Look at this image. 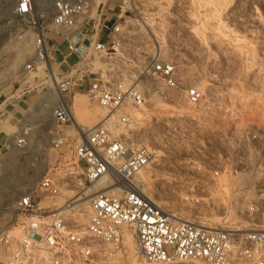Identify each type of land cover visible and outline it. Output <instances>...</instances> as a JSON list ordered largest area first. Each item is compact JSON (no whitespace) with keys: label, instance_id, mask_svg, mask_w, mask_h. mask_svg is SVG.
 <instances>
[{"label":"built area","instance_id":"1","mask_svg":"<svg viewBox=\"0 0 264 264\" xmlns=\"http://www.w3.org/2000/svg\"><path fill=\"white\" fill-rule=\"evenodd\" d=\"M112 1L53 0L51 24L37 25L35 1L15 0L16 14L32 20L36 30L35 55L25 70L31 74L43 69L44 74L39 106L35 111L29 106L26 114L34 111L31 114L39 121L44 112L52 113L54 125L47 133L54 137L56 148L62 140L59 127L74 124L72 107L77 92L111 116L93 127L77 129L79 141L74 161L66 170L67 182L49 171L37 186L41 197L33 191L19 199L23 216L0 234V251H7L5 257L0 252V264H128V233L135 240L139 264H264V231L237 234L208 229L164 210L148 197L138 178L157 158V152L134 144L124 134L133 123L128 111L142 109L147 103L130 75V59L143 58L153 79L163 81L158 92L181 91L190 107L201 105L206 92L182 79L176 66L162 59L157 36L151 45L142 38H128L124 8L137 11L141 0H120L117 21L109 19ZM57 38L66 42V52ZM118 62L120 66L115 67ZM63 64L68 66L65 72L59 69ZM153 85L152 89H157ZM25 92L23 88L21 94ZM42 125L23 117L14 136L0 146L10 154L16 149L26 153ZM226 140L228 152L221 154L213 176L219 179L225 174L235 186L253 187L258 200L249 201L247 208L251 212L264 210V131L235 127ZM241 149L246 151L243 157ZM75 185L83 190L99 186L100 190L86 201L82 196L61 200L64 187ZM44 196L54 204L41 207ZM86 204L89 222L82 226L75 218ZM15 229L21 231L19 238L12 234Z\"/></svg>","mask_w":264,"mask_h":264},{"label":"rangeland","instance_id":"2","mask_svg":"<svg viewBox=\"0 0 264 264\" xmlns=\"http://www.w3.org/2000/svg\"><path fill=\"white\" fill-rule=\"evenodd\" d=\"M34 1L37 25H50L53 0ZM15 7V0H0V143L14 136L23 117L43 125L26 153L16 149L10 154L0 146V234L22 218L19 199L36 191L45 174L50 171L68 181L66 170L74 161L79 141L75 124L62 126L58 129L61 145L56 148L54 137L47 133L54 125L52 113L44 112L38 121L35 114L25 112L31 98L39 100L44 74L43 69L31 74L25 70L35 55L36 30L32 20L16 14ZM124 12L128 38H142L151 45L157 36L162 59L172 62L182 79L206 92L201 105L190 107L181 91L158 92L163 81L153 79L148 62L130 59V75L147 103L142 109L128 111L133 123L124 134L134 144L157 152V158L138 178L148 197L164 210L205 228L237 234L264 231V210L251 212L247 208L249 201L258 200L253 187L235 186L225 174L219 179L213 176L221 154L228 152L226 137L231 130L252 126L264 131V0H141L139 10L128 12L125 7ZM57 41L66 52V42ZM59 69L65 72L68 66ZM23 88L25 94H21ZM75 98L85 111L79 114L78 129L93 127L111 116L97 105L88 110L91 103L83 92H77ZM244 152L241 149L240 156ZM78 172L81 174V169ZM98 190L99 186L88 190L78 185L64 187L61 200L82 196L86 201ZM36 195L41 197V192ZM41 201V207L54 204L45 196ZM81 214L88 224V204L75 218L78 223ZM12 234L19 238L21 231L15 229ZM0 252L7 256L6 250ZM127 252L128 264H139L136 245L133 251L127 246Z\"/></svg>","mask_w":264,"mask_h":264},{"label":"bare ground","instance_id":"3","mask_svg":"<svg viewBox=\"0 0 264 264\" xmlns=\"http://www.w3.org/2000/svg\"><path fill=\"white\" fill-rule=\"evenodd\" d=\"M52 82H53V84H54V86H57L56 85V81H55V78L52 76ZM57 90V89H56ZM58 92L56 91V94H57ZM57 96H59V93H58V95ZM39 102H40V99H39ZM88 102V101H87ZM39 104V103H38ZM81 103H79V101H77V99L75 98L74 99V107H73V112H74V124H75V126H76V128L78 129V127L80 126V125H76V124H78V119H80V116H79V114L80 113H82V114H84L83 112H85V111H83V109L81 108V105H80ZM93 105L94 104H88V110H93ZM38 106L39 105H37L35 108H34V111L38 108ZM84 107V106H83ZM99 107V106H98ZM85 108V107H84ZM100 109H102V110H105V109H103V108H101V107H99ZM98 110V109H97ZM102 110H100V113H101V115H102V117H105V113H104V111H102ZM34 111H32V112H34ZM106 111V110H105ZM31 112V113H32ZM106 118H109V116L108 117H106ZM104 119V118H103ZM144 172V170L140 173V176H141V174ZM88 221V219L86 220V217H85V215H82L81 214V219H80V221H79V223L81 224V225H83V226H86V222ZM208 229H217V228H208ZM126 244H127V246H128V248L131 250V251H133L134 250V248H135V240H134V238H133V236L130 234V233H128V235H127V240H126Z\"/></svg>","mask_w":264,"mask_h":264},{"label":"crops","instance_id":"4","mask_svg":"<svg viewBox=\"0 0 264 264\" xmlns=\"http://www.w3.org/2000/svg\"><path fill=\"white\" fill-rule=\"evenodd\" d=\"M120 6H121V1L120 0H113L111 2V10L109 11V19L112 21H117L118 20V13L120 12ZM39 100L31 98L29 101V106L31 108H35L38 105ZM11 113L13 114V110H11ZM15 117V116H14Z\"/></svg>","mask_w":264,"mask_h":264}]
</instances>
